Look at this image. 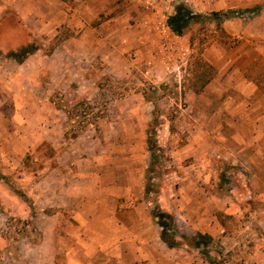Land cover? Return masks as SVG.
<instances>
[{"label":"rangeland","instance_id":"1","mask_svg":"<svg viewBox=\"0 0 264 264\" xmlns=\"http://www.w3.org/2000/svg\"><path fill=\"white\" fill-rule=\"evenodd\" d=\"M0 3V56L7 58L11 52L20 56L24 51L38 57L48 53L50 43L40 41V33L27 36L14 16L7 15L19 4L13 0ZM158 3L164 8V0ZM263 8L264 0H257L219 10L217 16L199 13L180 36L163 29L161 20L156 21L155 30L145 29L136 46L128 49L119 47L124 40L111 37L119 54L108 49L106 58L94 59L91 68L81 70L90 81L65 82L50 95L66 113L54 112L42 96L48 87L46 81L39 78L28 84L20 78L7 80L22 70L11 60L2 63L3 82L16 96L0 90V131L5 124L7 133L5 144L0 143V264H45L49 259L40 253V186L34 183L65 147L62 138L56 137L40 144V122L48 125L58 120L66 123L65 139L86 131L89 153L125 157L128 169L135 172L131 184L139 183L142 188L141 200L148 202L158 233L160 226L154 215L158 211L171 215L166 235L174 238L177 246L173 249L196 258V263L208 261V257L218 264H264V228L256 223V200L235 187L237 180L229 172L235 166L222 163L224 159L212 148L207 134L214 128H198L211 116L199 111L200 105L204 101L214 105V100L205 98L202 102L192 94L208 81L210 59L223 61L228 51L235 57L241 51L235 45L241 40L253 48L248 58L252 59L254 79L258 78L263 67L258 65L264 57L263 37H258V24L251 20ZM226 19L232 21L229 31L224 29ZM212 43L217 45L208 52L206 48ZM40 69L35 71L42 78L41 73L49 70ZM20 122H28L29 128L24 130ZM12 124L17 126L11 128ZM13 131L28 135V145L15 139L12 142ZM33 138H39V143ZM152 150L156 157H150ZM202 168L206 173L200 175ZM211 196L218 199L217 207L209 211L217 215L218 234L233 233L236 238L229 249L219 245L220 237L198 248L193 245L194 233H207L205 224L198 222L197 211L209 206ZM226 196L232 207L222 212L219 205L223 206ZM69 215L58 212L59 232L68 229ZM58 263L64 264L62 258Z\"/></svg>","mask_w":264,"mask_h":264},{"label":"crops","instance_id":"2","mask_svg":"<svg viewBox=\"0 0 264 264\" xmlns=\"http://www.w3.org/2000/svg\"><path fill=\"white\" fill-rule=\"evenodd\" d=\"M4 1L8 0H0ZM13 1L19 6L7 15L14 16L15 23L27 36L30 32L40 33V41L50 43V50L40 57L26 53L21 61L0 56V65L11 60L16 69L22 70L7 80L20 78L28 84L36 83L39 78L46 81L48 87L42 96L54 112L66 113L50 100V95L65 82L90 81L89 75L81 71L83 68H91L94 59L106 58L104 53L108 49L119 54V47H135L136 39L145 29L155 30L156 21L164 22L166 28L163 29L169 30L165 20L172 14L173 5L183 3L193 14H199L241 7L257 0H177L178 3L172 5L164 0V8L158 6V1L162 0ZM251 22L258 24L256 34L263 37L264 48V8ZM231 26V19H226L224 29L229 31ZM111 37L124 40V43L116 47ZM216 45L212 43L206 49L210 52ZM235 47L241 50L235 57L229 56L228 51L223 61L210 59L212 73L208 81L192 94L202 102L205 98L214 100V105L205 101L200 105L199 111L211 116L198 128H214L207 134L212 148L224 159L222 163L235 166L229 171L237 180L235 187L248 194V199L255 198L256 223L264 228V57L258 64L263 67L254 79L252 59L248 58L253 48L243 40ZM237 60L239 63L234 64ZM42 66L49 71L40 72L41 78L35 70ZM0 90L16 96L4 84L1 74ZM65 125L61 120L48 125L40 122V144L56 137L62 138L65 145L54 156L53 164L42 170L34 183L40 186V253L49 258L45 264H61L58 263L60 258L64 264H216L203 259L196 263V258L168 248L159 237L155 219L146 205L148 202L141 200L142 188L139 183L131 184L135 172L128 169L125 157L89 153L86 131L65 139ZM20 126L24 130L29 128L28 122H20ZM2 127L0 143L5 144V124ZM222 130L225 133L222 134ZM12 136V142L15 139L29 143L28 135L14 132ZM38 139L33 138V142L39 143ZM204 173L206 168L198 174ZM212 198L208 207L198 209L197 219L205 224L203 230L212 239L220 237L219 245L229 249L236 238L233 233L218 234L217 215L209 212L217 207L218 199ZM227 198L224 197L223 206L218 207L222 212L232 207ZM60 210L70 214L69 227L61 232L57 227Z\"/></svg>","mask_w":264,"mask_h":264},{"label":"trees","instance_id":"3","mask_svg":"<svg viewBox=\"0 0 264 264\" xmlns=\"http://www.w3.org/2000/svg\"><path fill=\"white\" fill-rule=\"evenodd\" d=\"M213 15H218L219 12H211ZM197 16V14H193L192 11L188 6H186L183 3H179L176 6H174L172 14L168 15L166 17V25L169 28V30L176 36H180L183 34V31L187 28L188 24ZM23 52V51H22ZM27 52L24 51L20 54V56H17L15 52H11L8 56L14 57L17 61H21L24 55ZM155 150L150 151V157H156ZM154 216L157 217V223L160 226V233L159 237L162 240V242L168 247V248H174L176 245L174 238H169L166 234L168 233V226L172 223L171 215L168 213H165L163 211H158L157 214ZM166 219V220H165ZM193 239V245L198 248L200 245H206L208 242H210L211 237L207 233H200L196 232L194 233ZM209 262L216 263L214 260H211V258H208ZM218 264V263H216Z\"/></svg>","mask_w":264,"mask_h":264},{"label":"built area","instance_id":"4","mask_svg":"<svg viewBox=\"0 0 264 264\" xmlns=\"http://www.w3.org/2000/svg\"><path fill=\"white\" fill-rule=\"evenodd\" d=\"M168 2H169L170 4H173V2H174V3H178L177 0H168Z\"/></svg>","mask_w":264,"mask_h":264}]
</instances>
